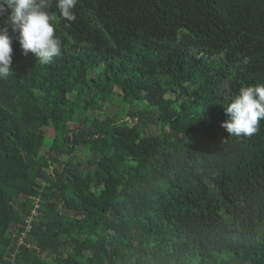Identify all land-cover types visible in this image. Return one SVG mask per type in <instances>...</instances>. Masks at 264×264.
<instances>
[{"label":"trees","instance_id":"trees-1","mask_svg":"<svg viewBox=\"0 0 264 264\" xmlns=\"http://www.w3.org/2000/svg\"><path fill=\"white\" fill-rule=\"evenodd\" d=\"M50 10V64L9 29L0 264L17 250L15 264H264V120L251 137L221 127L240 87L264 84V0H78L73 22ZM107 93L140 106L131 125L87 117ZM80 148L96 158L76 161Z\"/></svg>","mask_w":264,"mask_h":264},{"label":"clouds","instance_id":"clouds-1","mask_svg":"<svg viewBox=\"0 0 264 264\" xmlns=\"http://www.w3.org/2000/svg\"><path fill=\"white\" fill-rule=\"evenodd\" d=\"M77 2L55 0V7L65 21L73 22L76 20L73 9ZM50 9L51 0H0V17L7 16L4 26H0V80L13 74L9 29L18 32L23 53L34 54L39 63L50 64L60 56L62 42L55 35V25L52 23L54 17ZM224 112L227 119L221 127L229 136L239 138L257 134L260 121L264 120V84L241 86L238 94L232 96L224 107Z\"/></svg>","mask_w":264,"mask_h":264},{"label":"rangeland","instance_id":"rangeland-1","mask_svg":"<svg viewBox=\"0 0 264 264\" xmlns=\"http://www.w3.org/2000/svg\"><path fill=\"white\" fill-rule=\"evenodd\" d=\"M118 92V91H117ZM115 96V93H107L106 95H105V97H104V102L103 103H100V105H99V107H98V110L99 111H94V112H89L88 113V115H87V117L90 119V120H92L93 118H97V119H99V120H104V117L106 116V115H110V113H111V110L114 112V111H116V112H118V117H119V119H123V120H127L126 122H128V125H131L129 122H130V120L127 118V116H126V113H127V111L129 112V111H131V110H134V111H137V110H139L140 109V106H138V105H135V104H126L125 106H122L121 105V107H119V108H116V107H113L112 106V104L110 103V101L113 99V97ZM87 99H83L81 102H82V104H85V101H86ZM126 100L128 101L129 99L128 98H126ZM149 103V102H148ZM99 112H102L103 114H101V115H99ZM99 115V116H98ZM81 120H82V118H75V120H74V123L75 124H73V125H71L70 127V129L71 130H73V127H74V125H77V124H80L81 123ZM152 130V129H151ZM151 134H155V133H157V131H154V130H152L151 132H150ZM45 144H44V147L40 150V151H38V155H40V156H43L44 154H46L47 155V153H48V149L51 147V145H52V139H53V131H52V129H47L46 130V136H45ZM93 152H91V151H89L87 148H80V149H78V151L75 153V160H76V158H77V160L76 161H79V162H81L82 164H85V163H87L88 161H92L93 159H95L96 158V156L94 155V154H92ZM52 155H54V154H52ZM69 158H71V157H69V156H66V157H64V159H63V161L65 162L66 160H68ZM74 160V161H75ZM86 165V164H85ZM50 171V170H49ZM39 197H31L29 200H28V202H34V201H40L39 199H38ZM32 244V243H31ZM31 244H30V246H31ZM79 255V254H78ZM77 255V256H78Z\"/></svg>","mask_w":264,"mask_h":264},{"label":"built area","instance_id":"built-area-1","mask_svg":"<svg viewBox=\"0 0 264 264\" xmlns=\"http://www.w3.org/2000/svg\"><path fill=\"white\" fill-rule=\"evenodd\" d=\"M38 200L37 201H35V204H34V208H33V210L31 211V215L33 216V218H35V217H37V210H38ZM29 220H31V218H29ZM30 233V226H28V228L26 229V231L24 232V233H22L21 235H20V239H19V241H18V244L17 245H26V243H25V241H26V236L28 235ZM26 247H29V245L27 246L26 245ZM19 254V251L17 250L15 253H13V254H11L10 256H9V258H8V263L9 264H15V259H16V255H18Z\"/></svg>","mask_w":264,"mask_h":264},{"label":"crops","instance_id":"crops-1","mask_svg":"<svg viewBox=\"0 0 264 264\" xmlns=\"http://www.w3.org/2000/svg\"><path fill=\"white\" fill-rule=\"evenodd\" d=\"M48 263H50V261Z\"/></svg>","mask_w":264,"mask_h":264}]
</instances>
